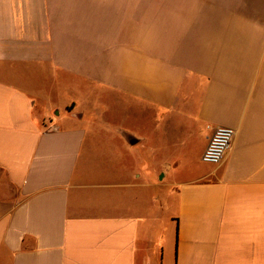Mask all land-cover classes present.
<instances>
[{
  "label": "crops",
  "instance_id": "0c3cea01",
  "mask_svg": "<svg viewBox=\"0 0 264 264\" xmlns=\"http://www.w3.org/2000/svg\"><path fill=\"white\" fill-rule=\"evenodd\" d=\"M0 264H264V0H0Z\"/></svg>",
  "mask_w": 264,
  "mask_h": 264
},
{
  "label": "built area",
  "instance_id": "2783aa9c",
  "mask_svg": "<svg viewBox=\"0 0 264 264\" xmlns=\"http://www.w3.org/2000/svg\"><path fill=\"white\" fill-rule=\"evenodd\" d=\"M233 137L232 128L225 126L215 128L202 152L201 161L211 165L219 164L229 150Z\"/></svg>",
  "mask_w": 264,
  "mask_h": 264
}]
</instances>
